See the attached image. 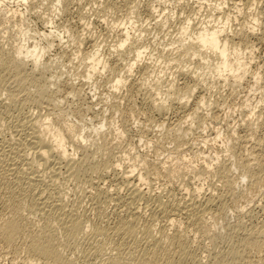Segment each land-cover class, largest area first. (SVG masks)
<instances>
[{
	"label": "rangeland",
	"instance_id": "374dc122",
	"mask_svg": "<svg viewBox=\"0 0 264 264\" xmlns=\"http://www.w3.org/2000/svg\"><path fill=\"white\" fill-rule=\"evenodd\" d=\"M219 1L221 0H209L208 2L205 0H165L159 3L158 14L154 13V8L151 7L152 4H156L153 0H60V6L54 4L56 0H27L26 4L22 0H5L4 4L0 5V61L7 60L12 56L14 58L16 56L15 49L22 42L26 46L34 44V40L28 38L24 39L26 40L24 42L22 32L18 28L24 30L27 28L32 35L53 31L60 34L63 39L56 38V36L48 38V44L52 42V46H48L44 40L40 42V46L46 48L41 61L49 65V68L45 71L41 67L32 69L28 59H26V62L24 61L25 71L21 70V72V62L18 59H15V65L19 70L13 69L14 65L12 67L0 65L1 150L3 147V150L0 151V156H3L0 157V225H4L3 222L9 219L11 220L10 217H13L12 220L19 222H24L30 217L31 224L34 221L32 227H30V221H26L28 225L25 227L26 229L28 227V229L23 228L17 238L14 237L16 240L13 238L15 242L12 240V242H8L10 245L0 235V264H27V256L29 255L27 254V245L34 239V236H39V233L45 230L48 233L51 231L49 234L52 237L61 238V241L65 237L69 238H65L66 240L60 242V246L59 238L55 237L57 240H53L54 237L51 238L54 246L58 247L57 249L61 248L59 251H62L61 254L63 253V257L67 259L69 264H106L108 259L117 257L119 251L122 255L121 259H124V262L130 261L131 263H133L131 260H134V258L138 261V256L141 255L140 258L144 261L148 257L150 258L149 261L159 260L160 258L159 263H164L165 258H173L172 260H175L178 264H212L213 262L220 264L221 261H224V264H227V262L228 264H245L249 261L253 264H264L263 261H260L262 258L264 260V245L260 244L264 242V232L261 233L262 235L257 234L263 229L260 226L263 225L262 227H264V0H225L227 4L224 10L232 18L229 22V33H227L230 38L233 37L232 43H230L233 45L237 43L236 48H241V51L244 49L245 52H243L246 53L248 61V71L239 83L232 80H228L229 82L223 81L222 77L216 75L206 76L202 80V76L208 71L204 66L203 69L196 68L195 63L197 65L200 58L196 59L189 56L184 58V56L180 57L178 54L173 56L178 52L174 50L175 45L171 41L176 39L181 24L183 25L184 22L187 23L191 20L192 25L189 24L192 28H197L203 19L207 21L209 15L213 14L210 13L208 4L213 5V2ZM235 1L239 3L237 9L233 7ZM53 4L58 8V11L53 7ZM162 11L164 16L158 17L162 14ZM22 14L23 16H20ZM214 15L218 17L222 14L219 15L214 12ZM130 19L134 21L133 30L132 28L129 29L131 32H129L130 40H128L132 51L128 49L122 51L121 49V52L118 50L119 54L115 51V47L117 48L118 44L124 39L123 24L126 22L128 25ZM165 19L164 24L162 21ZM254 19H257L258 22L257 30L255 33L250 34L247 27L248 24L255 25ZM196 22L198 23L197 27ZM208 25L215 24L211 21ZM241 27H246L248 32L246 38L239 35L233 36L236 29L240 33ZM168 41L170 44H168ZM238 43H240V46H238ZM139 47L145 51L142 57L143 62L141 60L142 63L139 62L138 66H134L132 71L127 73V66L133 62V51ZM92 48L94 50L99 49V54L107 59L108 66H106V70L95 72L91 79H86V73L90 65L87 60H85L86 62L82 60ZM250 50H252L251 53L247 54ZM171 56L175 59L176 57L177 59L181 58L183 62L181 60L179 61L181 64L177 60H175L176 62L174 60L168 62V58ZM184 59H188V61L186 62ZM189 59L194 60L190 61ZM167 63L169 65H166ZM191 64H193V68ZM162 68L163 74L159 76L161 77L159 84H154L156 72ZM194 68L197 69L195 73ZM118 74L124 78L126 77V81L117 87L118 89H114L116 87H113L112 83ZM53 80H57V84L49 85V81ZM70 81L74 82L75 90L78 89V94L80 93L82 96L69 94L71 90ZM171 84L173 87L168 88ZM186 89L190 90L188 96L183 100L178 99V96L183 95ZM201 98H205L206 104L199 103ZM162 105L164 108L160 109L159 106ZM158 108L160 110H157ZM34 118L37 120L47 118L51 124L62 126L67 133H70V136L74 135L75 131L81 132L84 129L83 132L87 142L84 143L80 139L76 140V138L75 141L72 140V136L68 137L70 142H75L72 143L73 145L68 143V146H70L68 152L73 155L70 156L73 159L71 163L56 164L60 165L59 167L48 163L45 166L37 167V170L33 169L32 172L31 170H25L27 173L24 172L23 168L26 166L23 160H27V157H34L32 145L28 141L30 139L28 137L31 135L29 131L31 133L35 127L33 123V128L30 124L31 121L35 120ZM70 123L74 127H69ZM101 124H105L101 134L96 135L93 131L91 132V127V129L97 128ZM24 132L27 135L29 134L28 137ZM20 137L25 139L23 140ZM10 141L14 143L12 144ZM18 142L22 144L20 145ZM20 157H22L21 160ZM24 157L26 158L24 159ZM9 158L15 160L18 164L20 163L19 165L16 163L17 167L22 168V165L25 166L22 168L23 170L21 169L17 173L14 170L10 171L8 167L13 166L12 160ZM107 159L110 161H107ZM8 162L11 163L6 164ZM72 163L76 165L73 166ZM96 163L98 164L96 165ZM106 163L110 166H107ZM206 163L212 165L213 168L207 169L204 165ZM7 165L8 167H6ZM51 166H53V170ZM222 166L227 168L232 166L233 171L229 168V171L227 169L228 172L225 170L226 174H223ZM69 167H72V170ZM3 168L5 169L3 170ZM132 168L135 169L130 173ZM73 171H76V173ZM242 171L246 172V178L241 176ZM70 172L73 174L70 175ZM35 174L37 177H35ZM139 174H142L143 181L138 179ZM129 175L130 177L127 178L126 176ZM227 181L234 184L229 183L228 185ZM136 183L141 189L137 188L141 191H134L135 186L133 184ZM197 186L202 188L198 195L201 201L209 195L214 196V201L216 200L212 207L207 208L208 210L212 208V212L205 210L206 213L203 215V219L200 218L201 221L195 219V216L193 218V215L189 214L186 208L184 209L185 204L191 202L189 198L193 195L191 193H195ZM95 191L97 192L95 193ZM127 191L129 192L127 193ZM49 192L53 195L52 198L50 195L47 196ZM135 192L139 193V196L135 195L134 197L132 193ZM103 194L104 196H102ZM141 194L143 195L140 196ZM127 195L130 196L128 199H126ZM37 196L41 200L45 198L49 205L55 201V203L58 201L61 203L60 200L62 199L64 207L51 209L48 206V208L45 207L47 210L43 207V209L41 208L42 211L45 210L46 212L42 213L36 202L39 201L36 200L38 199ZM141 197L144 200H138ZM50 199L51 201H49ZM130 199H133L136 203L134 204ZM47 203L46 205H48ZM159 203H162V205H159ZM164 204L166 207L163 206ZM175 205L178 206L175 207ZM161 206L168 211L166 209L165 212L162 211L164 209ZM178 207L181 216L179 212H176ZM71 209L72 211H70ZM172 212L179 215L173 214L171 216L174 218L176 216L177 220L174 223L175 225L170 226L166 214L171 215ZM46 213L48 218L45 217ZM58 214L59 216L62 214V217L57 216ZM211 214H213V217ZM54 216H56V220L57 217L60 218L57 220L61 221L58 222L59 224L54 222L56 221ZM68 218L74 219L73 221L79 220L78 223L83 232L86 231V233H82L80 230L79 232L82 235L79 232V236L78 234H76L77 236L73 235L75 237L70 234L67 235V225L72 220ZM66 219L70 222L68 220L66 222ZM204 219L206 220L204 221ZM49 220L50 222L53 220L52 225ZM194 220L199 222L197 223ZM81 223L84 225L82 226ZM204 223H207L206 228L203 227ZM200 224H202V227ZM38 225L39 227L43 225V228H39ZM96 225L98 229L95 227ZM124 225L125 227H123ZM176 225L177 227H175ZM36 226L39 228L38 232ZM198 226L203 229L199 230L198 228L196 230ZM253 227H256V229ZM127 228L130 233L125 232ZM244 228L247 231L248 229L251 230L247 232ZM42 229L44 230L41 231ZM163 229L164 231H161ZM113 230L118 231L117 234ZM252 230H255V233ZM29 231H31V235H29L30 233L26 234ZM175 231L182 234V244L180 243V246L171 242V237L176 233ZM95 233L96 235H94ZM171 233L172 235H170ZM249 234H251L252 241L256 238V241L253 242L257 243L260 239L258 244L259 247L262 245L263 252L261 247L257 249L258 247L253 244L246 246L240 244L243 235L246 238L249 237L247 236ZM152 235L156 238L154 239ZM26 236H33V238H27ZM121 236L123 237L121 238ZM146 236L150 240L152 237L153 239L147 241ZM183 237L186 239H183ZM74 238L76 239L74 240ZM119 238L124 241L117 243L120 240ZM225 238L226 240H224ZM156 239L159 240V246L155 244ZM229 240L232 243L229 244ZM133 241L135 245H133ZM185 241L186 243H184ZM149 242L151 245H148ZM112 243L115 247L122 243L124 245L115 248ZM128 243L132 244V247L135 246L133 247L134 250ZM125 244L128 246L126 247ZM154 244L157 247H154L155 249L153 248ZM162 244L164 245L162 246ZM166 246H168V249ZM181 246H184V248ZM187 246H189V250L186 248ZM152 248L153 251L155 250L154 252ZM229 248L232 249L233 253L232 251L229 252ZM242 248L245 249V252ZM164 249L168 253H164ZM183 249L187 254L186 252L183 253ZM174 250L177 251V254H174ZM150 252L151 255L147 256ZM178 253L180 254L178 255ZM241 255H243V258ZM162 256H165L164 259L161 258ZM228 256L231 259L227 258ZM223 257L225 258L223 259ZM216 258H219L217 259L219 262L216 261ZM238 258L241 259V262L236 260ZM247 258L248 261H245Z\"/></svg>",
	"mask_w": 264,
	"mask_h": 264
},
{
	"label": "bare ground",
	"instance_id": "6f19581e",
	"mask_svg": "<svg viewBox=\"0 0 264 264\" xmlns=\"http://www.w3.org/2000/svg\"><path fill=\"white\" fill-rule=\"evenodd\" d=\"M4 1L5 0H0V5L1 4H4ZM43 1V0H42ZM55 1V0H54ZM133 1V0H132ZM151 1V0H150ZM156 4H152V6H151V4H150V6L152 7V8H154V13H156V14H158V5H159V3L162 1H165V0H153ZM186 1V0H185ZM205 1H209V0H205ZM22 2H24V4H26V2H27V0H22ZM45 2V1H44ZM131 2V1H130ZM241 2V1H240ZM199 3V2H198ZM54 4H58V6H60V0H56V3H54ZM54 4H53V7L54 8H56V6H54ZM119 4V3H118ZM227 4V1L225 2V0H221V1H219V2H213V5H211V4H208V8H209V10H210V13L212 14V15H209V17H208V20L206 21H204V19L200 22V20H198L200 23H199V26H198V21L196 22L197 23V25H196V27L197 28H192V23H191V25L189 24V22H187V23H183V25L181 24V27H180V29H179V31H177V33H178V35H177V37H176V39L175 38H173V39H175V40H173V41H171V40H169V41H171L174 45H175V48H174V50L176 51V52H178V53H176V52H174V53H176L175 55H173V56H177V54H178V56H180V57H182V56H184V58H185V56H186V58H188L187 56H189V57H193V58H200V60L197 62L198 64L196 65V63H195V61H193L194 63H195V66H196V68L198 69V68H202L203 66L205 67V68H207V73L205 72V74L202 76L203 77V79L202 80H204V78L206 77V76H210V75H216V76H218V77H222L223 78V81H228V80H232V81H234V82H236V83H239V81H241V79L246 75L245 73H247V71H248V61H247V58H246V53H244L245 52V50L243 49V51H241L240 49H237L236 48V44L235 45H233V44H231L232 42V40H233V37H229V35L227 34V33H229L228 32V27H229V22H231L230 21V19H232V18H230L231 16H230V14L229 13H227L224 9H225V7H220L219 8V10H217V5H226ZM239 3H237L236 1L233 3V7L235 8V9H237L238 8V5ZM125 5H126V2H125ZM187 5V4H186ZM142 6V5H141ZM139 7V6H138ZM156 7V8H155ZM199 7H202V6H199ZM228 7V6H227ZM205 8V7H204ZM229 8V7H228ZM182 9V8H181ZM56 10L58 11V8H56ZM194 10V9H193ZM192 10V11H193ZM208 10V11H209ZM134 11V10H133ZM132 11V13H134ZM181 11V10H180ZM183 11H185V10H183ZM197 11H199V10H197ZM4 12H6V10H4ZM214 12H216V13H218L219 15L220 14H222V15H220V16H216V15H214ZM229 12V11H228ZM240 12V11H239ZM8 13H10V12H8ZM170 13V12H169ZM198 13V12H197ZM236 13V12H235ZM136 14V13H135ZM196 14V13H195ZM207 14H209V13H207ZM174 15V14H173ZM193 15V14H192ZM20 16H23V14L22 15H20ZM162 16H164V12L162 11V14H160V16H158V17H162ZM201 16V15H200ZM216 16V17H215ZM173 17V16H172ZM232 17H234V16H232ZM132 18V17H131ZM206 18H207V16H206ZM237 20V19H236ZM128 21V20H127ZM191 21V20H190ZM211 21H213V23L215 24V25H212V26H209L208 24L211 22ZM156 22V21H155ZM164 24H165V22H166V19L164 20V21H162ZM225 22H226V26H225ZM118 23V22H117ZM133 23H134V21H132L131 19L129 20V24L127 25V23L125 22L123 25V28H124V35H125V37H124V39L118 44V49L115 47V51L116 52H118V50L120 51L121 49H122V51L123 50H125V49H128L129 51H132V50H130L131 49V47L129 46V44H128V40H130V34H129V32H131V30H129V29H131L132 28V25H133ZM168 23V22H167ZM166 23V24H167ZM193 24V25H194ZM254 24L255 25H252V24H248V30H249V33L250 34H253V33H255L256 32V26H257V24H258V22H257V19H254ZM16 25V24H15ZM20 26H22V25H20ZM134 26H136V24H134ZM232 26V25H231ZM163 27V26H162ZM242 28V27H241ZM19 30H20V32H22V35H23V41L24 42H26V40H24V39H29V40H34V44H32V46H26L23 42H22V44H20L18 47H16V49H15V55L16 56H14V58H12V57H9L7 60L6 59H3L4 60V62H3V60H1L0 61V65L1 66H5V67H8V66H11L12 67V65H14V68L13 69H15L16 68V70L18 69L19 70V68H17V65H15L16 63H15V59H18V60H20V62H21V64H20V72H21V70H24L25 71V62H26V59H28V61L30 62V66L32 67V69H36V68H38V67H41L42 69H43V71H45V69H47V68H49L48 66L49 65H47L46 63H43L41 60H42V56H43V54H44V52H45V50H46V48H44V46H40V42L42 41V40H44L45 42H46V44H48V38H52V36H56V38H60V39H62V37H61V35L60 34H58V33H56V32H48V33H42V34H39V33H34L33 35L32 34H30V32H29V30H27V28H26V30H24V29H22V28H18ZM53 29V28H52ZM56 29V28H55ZM240 29V28H239ZM54 30V29H53ZM132 30H133V28H132ZM176 30V29H175ZM44 31V30H43ZM236 31H237V29H236ZM236 31H234V33H233V31H232V33H233V36H242L243 38H246L247 37V35H248V32H247V30H246V27H244V28H242V29H240V33H238V31L236 32ZM67 32V31H66ZM176 32V31H175ZM174 32V33H175ZM231 32V31H230ZM60 33V32H59ZM170 34H172V33H170ZM170 34H167V35H170ZM32 36H36V37H32ZM39 37V38H38ZM40 37H42V38H40ZM174 37V36H173ZM241 37V38H242ZM169 39V38H168ZM238 39H240V38H238ZM63 40V39H62ZM242 40V39H241ZM240 40V41H241ZM168 41V44H170V42ZM231 42V43H230ZM234 43V42H233ZM241 44H242V42H240ZM240 43H238L239 45L238 46H240ZM99 44V43H98ZM231 44V45H230ZM97 45V44H96ZM121 45H123V47H121ZM48 46H52V42H50V44H48ZM142 46V45H141ZM237 46V47H238ZM145 47V46H144ZM172 47V46H171ZM243 48V47H242ZM246 48V47H245ZM93 49V50H92ZM91 49V51H88V53H86L85 54V56L86 57H84V60H82L83 62H86L85 60H87L88 61V64L90 65L89 67H88V70H87V73H86V79H91L92 78V76L94 75V73L95 72H97V71H99V70H106L107 69V67L106 66H108V61H107V59H105L104 57H102L100 54H99V49H95L94 50V48H92ZM172 49H173V47H172ZM134 50V49H133ZM164 50V49H163ZM251 51L252 50H250V51H248L247 52V54L249 53H251ZM121 52V51H120ZM134 53H133V56H134V58L132 57V59H133V62L129 65V66H127V68H126V72L128 73H130L131 71H132V68L134 67V66H138L139 64V62H141V60H142V62H143V53H145V51L143 50V49H141V47H139L137 50H135V51H133ZM163 52V51H162ZM168 52H172V51H168ZM119 53V52H118ZM146 53H147V51H146ZM159 53V52H158ZM160 53H161V51H160ZM76 54V53H75ZM120 54V53H119ZM163 54H164V52H163ZM162 54V55H163ZM77 55V54H76ZM152 55V54H151ZM78 56V55H77ZM119 56V55H118ZM156 57H158L159 56V54H158V56L157 55H155ZM154 56V57H155ZM83 57V56H82ZM151 57V56H150ZM163 57V56H162ZM77 58V57H76ZM142 58V59H141ZM152 58V57H151ZM159 58H160V56H159ZM170 58H172V56L171 57H169L168 58V62H170V61H172V60H174V62H176L175 60H177V62H179L180 60H181V58H178L177 59V57H176V59L175 58H172V59H170ZM153 59V58H152ZM155 59V58H154ZM157 59V58H156ZM212 61H211V60ZM160 60V59H159ZM162 60V59H161ZM160 60V61H161ZM165 60V59H164ZM163 60V62H165ZM167 60V59H166ZM190 61H192V60H194V59H189ZM25 61V62H24ZM157 61V60H156ZM159 61V62H160ZM182 61V60H181ZM184 61H188V59L186 60V59H184ZM189 61V62H190ZM141 62V63H142ZM183 62V61H182ZM192 62V63H193ZM173 63V62H172ZM180 63V62H179ZM28 64V63H27ZM45 64H46V66H45ZM181 64V63H180ZM189 64V63H188ZM166 65H169L168 63L166 64ZM192 66V68H193V64H191ZM190 66V65H189ZM188 66V67H189ZM194 66V67H195ZM30 67V68H31ZM41 68H40V70H41ZM145 68V67H144ZM191 68V69H192ZM12 69V68H11ZM147 69V68H146ZM165 69V68H164ZM187 69V68H186ZM190 69V70H191ZM197 69H193V71H194V73H195V70H197ZM203 69V68H202ZM8 70V69H7ZM113 70V69H112ZM139 70V69H138ZM42 71V72H43ZM147 71V70H146ZM203 71V70H202ZM103 72H105V71H103ZM158 72V73H157ZM156 72V77H155V82H154V84H159V80L161 79V77H159L161 74H163V68L162 69H160L159 71H157ZM19 73V72H18ZM23 73V72H22ZM114 73V72H113ZM197 74H198V72H196ZM152 74H154V73H152ZM124 76V75H123ZM151 76V75H150ZM85 78V77H84ZM115 78V77H114ZM113 78V79H114ZM126 78V77H125ZM125 78L124 77H122V75H116V78H115V80L113 81V83H112V86L113 87H116V88H114V89H118L117 87H119V86H121L122 84H124L125 83ZM18 79V78H17ZM143 79V78H142ZM152 79V78H151ZM73 81V80H72ZM72 81H70L69 82V86L71 87V90H70V93L69 94H73V95H77L78 94V89H77V91L75 90L76 88H75V84H74V82H72ZM57 80H53V81H49V85H56L57 83ZM229 82V81H228ZM68 85V84H67ZM66 86V85H65ZM61 87V86H60ZM172 88L173 86H172V84L170 85V86H168V88ZM57 88H58V86H57ZM10 92V91H9ZM11 93V92H10ZM190 93V90L189 89H186V90H184V93H183V95H181V96H178L179 98L178 99H180V100H183V99H185L187 96H188V94ZM9 94V93H8ZM80 95V93L78 94V96ZM10 96V95H9ZM80 96H82V95H80ZM199 103L200 104H206V100H205V98H201L200 100H199ZM1 105V104H0ZM160 107V109L162 108H164L163 107V105L162 106H159ZM157 108V107H156ZM159 108L157 109V110H160ZM251 110V109H250ZM163 111V110H162ZM161 112V111H160ZM28 117V116H27ZM46 117V116H45ZM35 119V118H34ZM30 121H31V119H30ZM32 123H33V125L35 126L34 128H33V126H32ZM24 124V123H23ZM30 124H31V126H32V132L30 133V131H29V134H31L29 137H28V135H27V133L26 132H24V133H26L25 135H27V137L28 138H30L28 141L30 142H28L29 144H31L32 145V150H33V156L34 157H32V158H29V157H27V160L25 159L26 157H24V159L25 160H23L24 161V164H25V166H23L22 165V162H21V167L23 168V167H25V168H23L24 169V172H26L27 170L28 171H30L31 170V172L33 171V169H38L37 167H39V166H45V164H51V165H56V164H58V163H61L62 164V162H67V164L68 163H71L72 162V158L70 157V156H73V155H71V153H69L68 152V147H70V146H68V143H70V145H73L75 142H73V141H69L68 140V137L70 136V133H67L66 132V130L62 127V126H59V125H54V124H51V122H48V119L47 118H43V119H35L33 122L31 121L30 122ZM29 124V125H30ZM72 123H70V125H69V127H74V125H71ZM21 125V124H20ZM28 125V127H30ZM104 125L105 124H101L99 127H97V128H93V129H91L90 128V130H91V132L93 131V133H95L96 135H98V134H101V131H102V128L104 127ZM19 126V125H18ZM25 126V125H24ZM26 127V126H25ZM24 127V128H25ZM20 128V127H19ZM22 128V127H21ZM31 128V127H30ZM118 128V127H117ZM23 129V128H22ZM24 130V129H23ZM22 130V131H23ZM83 130L84 129H82V131L81 132H78V131H75V133H74V135H71L72 136V140H75V138H76V140L77 139H80L82 142H87V138L85 137V134H84V132H83ZM20 131H21V129H20ZM20 131H19V133H20ZM89 131V130H88ZM16 132V131H15ZM28 132V131H27ZM90 132V131H89ZM23 133V134H24ZM21 135H22V133H20ZM70 136V137H71ZM218 136V135H217ZM25 137V136H24ZM26 137V138H27ZM73 137H74V139H73ZM21 138V137H20ZM19 138V139H20ZM27 138V139H28ZM21 139H23V138H21ZM25 139V138H24ZM23 139V140H24ZM91 139V138H90ZM75 140V141H76ZM20 141V140H19ZM11 143H12V141H10ZM23 142V141H22ZM11 143H9L10 144V146H12L11 145ZM14 143V142H13ZM12 143V144H13ZM16 143V142H15ZM19 143V142H18ZM17 143V144H18ZM24 143H25V141H24ZM73 143V144H72ZM84 143H82V144H84ZM2 144V143H1ZM20 145L22 144L21 142L19 143ZM27 144V143H26ZM2 145H4V144H2ZM5 146V145H4ZM15 146V145H14ZM27 146H28V144H27ZM30 146V145H29ZM1 147V146H0ZM16 148V147H15ZM30 148H31V146H30ZM14 149V148H13ZM2 150H3V147H2ZM1 150V148H0V151H2ZM19 150H20V148H19ZM16 151V150H15ZM31 151V150H30ZM7 152V151H6ZM19 152V151H18ZM23 152V151H22ZM25 152V151H24ZM4 153V152H3ZM2 153V154H3ZM6 154V153H5ZM24 154V153H23ZM32 154V153H31ZM70 154V155H69ZM88 154V153H87ZM1 155V154H0ZM4 155V154H3ZM25 155V154H24ZM90 155V154H89ZM5 156V155H4ZM20 156V155H19ZM88 156V155H87ZM1 158L3 157V156H0ZM23 157V156H22ZM22 157H20V160H21V158ZM83 157V156H82ZM85 157V156H84ZM204 157V156H203ZM208 157V156H207ZM77 158V157H76ZM4 159V158H3ZM8 159V158H7ZM10 160H12L11 158H9ZM14 159V158H13ZM80 159V158H79ZM85 159V158H84ZM198 159V158H197ZM201 159V158H200ZM204 159V158H203ZM77 160H78V158H77ZM81 160V159H80ZM90 160V159H89ZM202 160V159H201ZM210 160V159H209ZM221 160V159H220ZM9 161V160H8ZM18 161H19V159H18ZM75 161H76V159H75ZM83 161V160H82ZM107 161H110V160H108L107 159ZM191 161V160H190ZM199 161V160H198ZM203 161V160H202ZM201 161V162H202ZM205 161V160H204ZM12 162V166L13 167H8V165L6 166V167H8V169L11 171V170H14L16 173L17 172H20L21 171V169L22 168H19V167H17L19 164L14 160H12L11 161ZM11 162H8V163H6V164H9V163H11ZM77 162V161H76ZM90 162V161H89ZM207 162V161H206ZM2 163V162H1ZM16 163L18 164V165H16ZM92 163V162H91ZM67 164H66V166H67ZM73 164V163H72ZM75 164V163H74ZM74 164H73V166H74ZM89 164V163H88ZM87 164V165H88ZM98 163H96V165H97ZM192 164V163H191ZM201 164V163H200ZM199 164V165H200ZM4 166H5V164H3ZM16 165V166H15ZM76 165V164H75ZM106 165H107V163H106ZM109 165V164H108ZM107 165V166H108ZM195 165V164H194ZM193 165V166H194ZM205 166H206V168L207 169H210L211 167H212V165H209V163L207 164H204ZM231 165V164H230ZM2 166V165H1ZM47 166V165H46ZM49 166V165H48ZM56 166H58V165H56ZM60 166V165H59ZM58 166V167H59ZM69 166V165H68ZM71 166V165H70ZM72 166V167H73ZM89 166V165H88ZM104 166V165H103ZM110 166V165H109ZM116 166V165H115ZM118 166V165H117ZM192 166V165H191ZM201 166V165H200ZM52 167V170H53V166H51ZM72 167H69L70 168V170H72L71 168ZM81 167V166H80ZM90 167V166H89ZM92 167V166H91ZM95 167V166H94ZM98 167V166H97ZM105 167V166H104ZM103 167V168H104ZM232 166H229L228 168L226 167V166H222V169H223V171H222V173L224 174H226V171H227V169H228V171H229V168H231ZM235 167V166H234ZM41 168V167H40ZM83 168V167H82ZM196 168V167H195ZM194 168V169H195ZM213 168V167H212ZM211 168V169H212ZM5 168H3V170H4ZM22 169V170H23ZM56 169V168H55ZM86 169V168H85ZM85 169H84V171H85ZM88 169V168H87ZM95 169H97V168H95ZM94 169V170H95ZM105 169V168H104ZM110 169V168H109ZM113 169V168H112ZM134 169L135 168H132L131 170H130V173H132L133 171H134ZM215 169V168H214ZM232 169V168H231ZM26 170V171H25ZM49 170V169H48ZM77 170V169H76ZM81 170V169H80ZM83 170V169H82ZM101 170H103L102 168H101ZM226 170V171H225ZM6 171V170H5ZM97 171V170H96ZM99 171V170H98ZM227 171V172H228ZM232 171H233V169H232ZM23 172V171H22ZM30 172V173H31ZM35 172V171H34ZM37 172V171H36ZM35 172V173H36ZM54 172H55V170H54ZM72 172V171H71ZM70 172V173H71ZM74 172V171H73ZM114 172V171H113ZM6 173V172H5ZM9 173V172H8ZM12 173V172H11ZM27 173V172H26ZM25 173V174H26ZM45 173V172H44ZM51 173V172H50ZM74 173H76V171L74 172ZM79 173H80V171H79ZM83 173H85V172H83ZM105 173V172H104ZM129 173V174H130ZM230 173H232V172H230ZM242 173L243 174H241V176L243 177V178H246V176H245V171L243 172L242 171ZM43 174V173H42ZM73 173H71L70 175H72ZM228 174V173H227ZM2 175V174H1ZM36 175V174H35ZM39 175H40V173H39ZM77 175V174H76ZM127 175V174H126ZM20 176V175H19ZM33 176H34V174H33ZM75 176V175H74ZM226 176V175H225ZM233 176V175H232ZM35 177H37V175L35 176ZM76 177V176H75ZM127 178H129L130 177V175L129 176H126ZM224 177V176H223ZM228 177V176H227ZM17 178V177H16ZM22 178V177H21ZM24 178H26V177H24ZM31 178H32V176H31ZM50 178V177H49ZM53 178V177H52ZM225 178V177H224ZM6 179V178H5ZM32 179H34V178H32ZM43 179V178H42ZM47 179V178H46ZM75 179V178H74ZM138 179L140 180V181H143L144 180V178H143V176H142V174H139V176H138ZM229 179V178H228ZM231 179V178H230ZM229 179V180H230ZM228 180V181H229ZM30 181V180H29ZM32 181V180H31ZM227 181V182H228ZM14 183H15V181H14ZM138 183V182H137ZM136 183V184H137ZM229 183H231V182H228V185H229ZM233 183V182H232ZM231 183V184H232ZM18 184V183H17ZM30 184V183H29ZM136 184H133L134 186H135V188H134V191H136V190H140L141 188L140 187H138V184L136 185ZM230 184V185H231ZM234 184V183H233ZM25 185V184H24ZM32 185V184H31ZM133 185L131 186L132 188H133ZM30 186V185H29ZM232 186V185H231ZM20 187V186H19ZM23 187V186H22ZM25 187V186H24ZM27 187V186H26ZM98 187V186H97ZM140 188V189H138V188ZM131 188V189H132ZM34 189V188H33ZM96 189V188H95ZM9 190V189H8ZM47 190V189H46ZM97 190V189H96ZM105 190V189H104ZM107 190H109V189H107ZM106 190V191H107ZM202 190V188L201 187H196L195 188V193H191V194H193L192 196H191V198H189V199H191V202H188V204H185V206L184 205H182V206H184V209L186 208L187 209V211H189V214H191V215H193V218H194V216H195V219L197 218V219H200V218H202L203 217V215H205V210L206 211H208L209 212V210L211 211L212 210V208L211 209H207V208H210V207H212V205H213V203L216 201H214V196H212V195H209L208 197H205V199L203 200V198H202V200L203 201H201L200 199H199V197H198V195H199V193H200V191ZM27 191V190H26ZM25 191V192H26ZM48 191H49V189H48ZM47 191V192H48ZM91 191V190H90ZM97 191H99V190H97ZM97 191H95V193L97 192ZM132 191V190H131ZM141 191V190H140ZM144 191V190H143ZM149 191V190H148ZM28 192V191H27ZM44 192V191H43ZM50 192H51V190H50ZM49 192V194H47V196L48 195H50L51 196V198L53 197V195L51 194ZM110 192V191H109ZM129 191H127V193H128ZM133 192V191H132ZM146 192V191H145ZM11 193H13V192H11ZM23 193V192H22ZM42 193V192H41ZM111 193V192H110ZM30 194V193H29ZM36 194V193H35ZM58 194V193H57ZM117 194V193H116ZM130 194V193H129ZM133 194V196L135 197V195H138L139 193H137V192H135V193H132ZM132 194H130V195H132ZM146 194V193H145ZM14 195V194H13ZM99 195H101V194H99ZM112 195V194H111ZM120 195V194H119ZM143 194H141L140 196H142ZM214 195H216V194H214ZM218 195V194H217ZM221 195V194H220ZM41 196V195H40ZM55 196V195H54ZM62 196V195H61ZM97 196V195H96ZM102 196H104V194L102 195ZM139 196V195H138ZM137 196V197H138ZM146 196V195H145ZM159 196V195H158ZM223 196V195H222ZM13 197V196H12ZM128 197H130V196H128L127 195V198L126 199H128ZM134 197H131V198H134ZM203 197V196H202ZM27 198V197H26ZM37 198L38 199H36V200H39V201H36L37 202V205H39V207H40V209L42 208L43 209V207L45 208V207H47L48 208V206H49V208L51 207V209H53V208H55V207H57V208H60V207H64V205H62V203H64V201H62V199L60 200L61 201V203L59 202H57V203H55V202H53V204H52V202H51V204L49 205V202L44 198V200H41L40 199V197L39 196H37ZM42 198V197H41ZM48 199H49V197H47ZM105 198V197H104ZM107 198H109L108 196H107ZM140 198V197H139ZM145 198V197H144ZM147 198V197H146ZM150 198H151V196H150ZM156 198V197H155ZM158 198V197H157ZM156 198V199H157ZM224 198V197H223ZM106 199V198H105ZM120 199V198H119ZM218 199H219V197H218ZM217 199V200H218ZM34 200V199H33ZM59 200V199H58ZM110 200V199H109ZM130 200H132L133 201V199H130ZM138 200H144V199H142V197H141V199H138ZM148 200V199H147ZM220 200V199H219ZM224 200V199H223ZM32 201V200H31ZM49 201H51V199L49 200ZM111 201V200H110ZM188 201V200H187ZM186 201V202H187ZM48 202V203H47ZM134 202V201H133ZM223 202V201H222ZM46 203L48 204V205H46ZM128 203H129V201H128ZM136 203V201L134 202V204ZM146 203H147V201H146ZM153 203V202H152ZM163 203V202H162ZM162 203H159V205L161 204L162 205ZM219 203V202H218ZM217 203V204H218ZM35 204V203H34ZM127 204V203H126ZM132 204V203H131ZM183 204V203H182ZM216 204V203H215ZM216 204V205H217ZM220 204H221V202H220ZM223 204V203H222ZM137 205V204H136ZM135 205V206H136ZM181 205V204H180ZM219 205V204H218ZM138 206V205H137ZM157 206V205H156ZM164 207H166V205L164 204L163 205ZM178 205H175V207H177ZM220 206V205H219ZM224 206V205H223ZM38 207V206H37ZM144 207V206H143ZM152 207V206H151ZM162 207V206H161ZM160 207V208H161ZM215 207V206H214ZM73 208V207H72ZM129 208V207H128ZM159 208V209H160ZM172 208V207H171ZM182 208V207H181ZM181 208H180V210H181ZM221 208V207H220ZM225 208V207H224ZM39 209V210H40ZM42 209L40 210L42 213H44V211H42ZM46 209V208H45ZM51 209H50V212L52 213V211H51ZM75 209V208H74ZM153 209H154V207H153ZM162 209H164V210H162V211H164L165 212V209L166 208H163L162 207ZM174 209V208H173ZM183 209V211H185ZM47 210V209H46ZM55 211H56V209H54ZM161 210V209H160ZM167 210V209H166ZM176 210V209H175ZM49 211V210H48ZM47 211V212H48ZM58 211V210H57ZM63 211V210H62ZM61 211V212H62ZM69 211V210H68ZM70 211H72V209L70 210ZM129 211V210H128ZM168 211V210H167ZM166 211V212H167ZM172 211V210H171ZM216 211H218V210H216ZM220 211H222V210H220ZM219 211V212H220ZM226 211V210H225ZM46 212V211H45ZM50 212H48V213H50ZM75 212V211H74ZM175 212V211H174ZM176 212H179V207H178V211H176ZM212 212V211H211ZM210 212V213H211ZM50 213V214H51ZM57 213V212H56ZM65 213V212H64ZM130 213V212H129ZM158 213V212H157ZM185 213V212H184ZM221 213V212H220ZM222 213H224L223 211H222ZM47 214V213H46ZM63 214V213H62ZM62 214H60V216H59V214L57 215V216H59V217H62L61 215ZM134 214H136V213H134ZM156 214V213H155ZM173 214H177V213H171V215H168V214H166V216H167V221H168V224L171 226V225H173L174 223H175V221L177 220V218H176V216H175V218L174 217H171ZM179 214H180V212H179ZM179 214H177V215H179ZM188 214V215H189ZM16 215V214H15ZM24 215V214H23ZM44 215V214H43ZM53 215H54V213H53ZM68 215H69V213H68ZM67 215V216H68ZM74 215H77V214H74ZM154 215V214H153ZM182 214H180V216H181ZM190 215V216H191ZM210 215V214H209ZM213 214H211V216H212ZM225 215V214H224ZM16 216H18V215H16ZM29 216V215H28ZM48 216V214L47 215H45V217H47ZM52 216V215H51ZM51 216H49V217H51ZM73 216V215H72ZM71 216V217H72ZM156 216H157V214H156ZM185 216H186V213H185ZM207 216V215H206ZM19 217V216H18ZM25 217V216H24ZM55 218V220H56V216H54ZM66 217V216H65ZM69 217V216H68ZM178 217V216H177ZM210 217V216H209ZM208 217V218H209ZM213 217V216H212ZM10 218H12L13 219V217H10ZM17 218V217H16ZM19 218H21V217H19ZM26 218V217H25ZM32 218V217H31ZM48 218V217H47ZM67 218V217H66ZM74 218V217H73ZM155 218V217H154ZM184 218V217H183ZM192 218V219H193ZM204 218V217H203ZM202 218V219H203ZM8 220V221H6V222H3V224L4 225H0L1 227H0V235H1V238L4 240V241H6L7 243L8 242H10L11 240L12 241H14V240H16L15 238H17V235L19 234V232L23 229V228H25L26 229V227L25 226H27L28 224V222L30 221V227H32V225L34 224V221H33V224H31V220H30V217L29 218H27L26 219V221H28L27 223H26V221H24L25 222V224H23L24 222H22L21 220V222H19V221H17V220ZM22 219V218H21ZM24 219V218H23ZM52 219V218H51ZM53 219V220H54ZM58 219H60V218H58L57 217V220ZM68 219H72V218H68ZM68 219H66V222H67V220ZM76 219V218H75ZM79 219V218H78ZM137 219V218H136ZM157 219V218H156ZM155 219V220H156ZM185 219V218H184ZM186 219H188L187 217H186ZM210 219V218H209ZM25 220V219H24ZM34 220V219H33ZM53 220L50 222V220H49V222H50V224L53 222ZM56 220V221H57ZM74 219H72L71 220V222L70 223H68V227H67V229H66V231L68 232V234L67 235H72V237H75V236H77L76 234H78V232L81 230V232L82 233H86V231H84L83 232V230H82V227L80 226V224L78 223V221H73ZM84 220V219H83ZM123 220V219H122ZM158 220V219H157ZM156 220V221H157ZM191 220V219H190ZM206 219H204V221H205ZM208 220V219H207ZM54 221L55 223H58L59 221ZM85 221V220H84ZM127 221V220H126ZM179 221V220H178ZM182 221V220H181ZM193 221V220H192ZM191 221V222H192ZM194 221H196V220H194ZM200 221H201V219H200ZM203 221V222H204ZM61 222V221H60ZM59 222V223H60ZM66 222H64L65 224H66ZM128 222H130V221H128ZM135 222H136V220H135ZM190 222V223H191ZM197 222V221H196ZM199 222V221H198ZM197 222V223H198ZM207 222V221H206ZM35 223H36V221H35ZM39 223V222H38ZM58 223V224H59ZM179 223H182V222H179ZM202 223V222H201ZM37 224V223H36ZM48 224V223H47ZM119 224H122V223H119ZM125 224V223H124ZM128 224V223H127ZM138 224V223H137ZM177 224H178V222H177ZM196 224V223H195ZM194 224V225H195ZM52 225V224H51ZM57 225V224H56ZM81 225L83 226L84 224H82L81 223ZM98 225V224H97ZM97 225L95 226L96 228H97ZM100 225V224H99ZM126 225V224H125ZM125 225L123 226V227H125ZM134 225V224H133ZM132 225V226H133ZM175 225V224H174ZM179 225V224H178ZM201 225V227H202V224H200ZM35 226V225H34ZM42 226V227H41ZM40 227H39V225H38V227L39 228H43V225H41ZM49 226V225H48ZM55 226V225H54ZM62 226H64V225H62ZM61 226V227H62ZM118 226V225H117ZM117 226H116V228H117ZM127 226V225H126ZM130 226V225H129ZM150 226V225H149ZM180 226V225H179ZM197 226V225H196ZM205 226H207V223L205 224L204 223V225H203V227L204 228H206ZM250 226V225H249ZM255 226V225H254ZM263 226V225H262ZM262 226H260V228H263L264 229V227H262ZM37 227V226H36ZM35 227V228H36ZM37 227V228H38ZM53 227V226H52ZM64 227H66V226H64ZM95 227H94V229H95ZM101 227V226H100ZM99 227V228H100ZM136 227V226H135ZM151 227V226H150ZM164 227V226H163ZM175 227H177V225L175 226ZM181 227V226H180ZM240 227V226H239ZM242 227H244V226H242ZM241 227V228H242ZM257 227V226H256ZM256 227L254 228V229H256ZM36 228V229H37ZM39 228L36 230L37 232L39 231ZM84 228H85V226H84ZM83 228V229H84ZM93 228V227H92ZM104 228V227H103ZM107 228V227H106ZM106 228H105V230H106ZM115 228V229H116ZM122 228V227H121ZM130 229H131V227H129ZM146 228V227H145ZM196 228V227H195ZM198 228H199V230H201V229H203V228H201L200 229V226H198L197 227V229L196 230H198ZM27 229H28V227H27ZM26 229V230H27ZM48 229V228H47ZM50 229V228H49ZM54 229V228H53ZM53 229H51V230H53ZM64 229V228H63ZM98 229V228H97ZM97 229H96V231H97ZM120 229V228H119ZM134 229V228H133ZM144 229V228H143ZM149 229V228H148ZM148 229H147V233H148ZM152 229V228H151ZM150 229V230H151ZM162 229V228H161ZM175 229H177V228H175ZM239 229V228H238ZM245 229V228H244ZM257 229H258V227H257ZM263 229H262V231H259L257 234H261V233H263L264 231H263ZM29 230H31V229H29ZM44 229H42L41 231H43ZM85 230V229H84ZM104 230V229H103ZM146 230V229H145ZM166 230V229H165ZM178 230V229H177ZM240 230V229H239ZM238 230V231H239ZM246 230V229H245ZM249 230H251V229H248V231L247 232H249ZM258 230H260V229H258ZM40 231V232H41ZM46 231V230H45ZM41 232V233H39V236L37 235L36 237L34 236V239L31 241V240H29V241H31L30 243H29V245H27V247L26 248H28V253L27 254H29L27 257H28V259H27V264H69V262L67 261V259L65 258V257H63V253L61 254V252L59 251V250H61V248L60 249H57L56 248V246H54V244H53V240H57L56 238H59V237H54V239L52 240L51 238H53L49 233H51V231H49V233L46 231V232ZM65 231V230H64ZM102 231V230H101ZM111 231V230H110ZM113 231H116V230H113ZM161 231H164V229L163 230H161ZM235 231V230H234ZM253 231V230H252ZM255 231V230H254ZM253 231V232H254ZM257 231V230H256ZM31 231H29L28 233H26V234H29ZM93 233H94V231H92ZM107 232V231H106ZM117 232L118 231H116V234H117ZM119 232H120V230H119ZM125 232H127V233H130V231H129V229L127 228L126 229V231ZM133 232H134V230H133ZM133 232H131V234L133 235ZM137 232V231H136ZM152 232H153V230H152ZM160 232V231H159ZM176 232V231H175ZM178 232V231H177ZM173 233L174 235L171 237V242L172 243H177V244H179V246H180V243H181V236H182V234L181 233ZM180 232H182V231H180ZM237 232V231H236ZM241 232V231H240ZM22 233H24V232H22ZM54 233V231L52 232V234ZM61 233V232H60ZM65 234H66V232H64ZM90 233V232H89ZM99 233H100V231H99ZM146 233V232H145ZM144 233V234H145ZM146 233V234H147ZM150 234H151V232H149ZM169 233V232H168ZM167 233V234H168ZM184 233V232H183ZM243 233V232H242ZM255 233V232H254ZM32 233H30L29 235H31ZM35 234H36V232H35ZM38 234V233H37ZM79 234H81L80 232H79ZM79 234H78V236H79ZM107 234H108V232H107ZM113 234V233H112ZM121 234V233H120ZM119 234V235H120ZM126 234V233H125ZM124 234V235H125ZM131 234H129V235H131ZM149 234V235H150ZM154 234V233H153ZM161 234H162V232H161ZM166 234V235H167ZM181 234V235H180ZM235 234V233H234ZM239 234V233H238ZM21 235V234H20ZM23 235V234H22ZM73 235H75V236H73ZM82 235V234H81ZM90 235V234H89ZM94 235H96V233L94 234ZM93 235V236H94ZM123 235V236H124ZM128 235V236H129ZM165 235V234H164ZM170 235H172V233L170 234ZM183 235H185V234H183ZM231 235V234H230ZM236 235V234H235ZM245 235V234H244ZM244 235H243V239H242V241H241V245H244V246H246V245H248V244H253V245H255L256 247H258L257 249H260V247H261V251H262V245H260V247H259V244H258V241L260 240H258L257 241V243L256 242H253V241H256V238H254L253 239V241L251 240V234H249V235H247V236H249V237H244ZM258 235V236H259ZM262 235V234H261ZM263 235H264V233H263ZM24 236V235H23ZM59 236H61V235H59ZM66 236V235H65ZM64 236V237H65ZM123 236H121V238L123 237ZM126 236H127V234H126ZM134 236V235H133ZM152 236H154V235H152ZM163 236V235H162ZM229 236V235H228ZM239 236H240V234H239ZM15 237V238H14ZM25 237V236H24ZM27 237V236H26ZM63 237V236H62ZM92 237V236H91ZM103 237V236H102ZM144 237V236H143ZM150 237H151V235H150ZM160 237V236H159ZM165 237V236H164ZM185 237V236H184ZM183 237V239H186V238H184ZM232 237V236H231ZM242 237V236H241ZM13 238H14V240H13ZM27 238H33V236L32 237H27ZM26 238V239H27ZM66 238V237H65ZM64 238V239H65ZM105 238V237H104ZM145 238V237H144ZM146 238H147V236H146ZM156 237L154 236V239H155ZM161 238V237H160ZM167 239H168V237H166ZM165 238V239H166ZM170 238V237H169ZM215 238V237H214ZM259 238H260V236H259ZM262 238V237H261ZM60 240H59V246H60V242H62L61 241V238H59ZM66 239H69V238H66ZM65 239V240H66ZM71 239V238H70ZM76 238H74V240H75ZM105 239H107V238H105ZM109 239H110V237H109ZM120 239V238H119ZM126 239H128V238H126ZM152 239H153V237H152ZM151 239V240H152ZM217 239H218V236H217ZM220 239V238H219ZM223 239V238H222ZM221 239V240H222ZM228 239V238H227ZM234 239V238H233ZM233 239H231V240H233ZM258 239V238H257ZM113 240H114V238H113ZM130 240V239H129ZM132 240V239H131ZM134 240H135V238H134ZM140 240V239H139ZM139 240H137L138 242H139ZM147 241L148 240H150L149 239V237L146 239ZM150 240V241H151ZM161 240H162V238H161ZM213 240V239H212ZM215 240V239H214ZM224 240H226V238L224 239ZM237 240V239H236ZM11 241V242H12ZM68 241H70V240H68ZM112 241V240H111ZM118 241V240H117ZM121 241V239L117 242V243H119ZM122 241H124V240H122ZM121 241V242H122ZM142 241V240H141ZM159 241V240H158ZM157 241V239L155 240V244L156 245H158V244H160L159 242ZM165 241V240H164ZM188 241V240H187ZM15 242V241H14ZM125 242H126V240H125ZM138 242H137V245H138ZM146 242V241H145ZM166 242H168L169 243V241H167L166 240ZM166 242H164L165 244H166ZM212 242V241H211ZM214 243H216L215 241H213ZM223 242V241H222ZM221 242V243H222ZM238 242V241H237ZM240 242V241H239ZM57 243V242H56ZM65 243V242H64ZM67 243V242H66ZM69 243V242H68ZM127 243V242H126ZM132 243V242H131ZM167 243V244H168ZM184 243H186V241L184 242ZM183 243V244H184ZM230 243H232V241L230 242V240H229V244ZM260 243V242H259ZM5 244V243H4ZM58 244V243H57ZM70 244V243H69ZM106 244V243H105ZM113 244V243H112ZM111 244V245H112ZM114 244H116L115 242H114ZM114 244H113V247H115L114 246ZM145 244V243H144ZM147 244V243H146ZM150 244V242L148 243V245ZM154 244V246H153V248L156 246ZM182 244V243H181ZM239 244V243H238ZM260 244H263L264 245V242L263 243H260ZM8 245H10L9 243H8ZM56 245V244H55ZM118 245V244H117ZM119 245H124V243H122V244H119ZM118 245V246H119ZM126 245V244H125ZM128 245H130L129 243H128ZM128 245H126V247L128 246ZM132 245V244H131ZM130 245V246H131ZM133 245H135L134 244V241H133ZM136 245V246H137ZM151 245V244H150ZM164 244H162V246H163ZM170 245H172V244H170ZM169 245V246H170ZM186 245V244H185ZM184 245V246H185ZM214 245V244H213ZM233 245H237V244H233ZM118 246H116V247H118ZM140 246V245H139ZM159 246V245H158ZM184 246H181L182 248H184ZM227 246V245H226ZM243 246V247H244ZM115 247V248H116ZM123 247V246H122ZM132 247V246H131ZM133 247H135V246H133ZM132 247V249L134 250V248ZM167 247V249H168V246H166ZM173 247H175V246H173ZM178 247V246H177ZM189 246H187L186 248L189 250V248H188ZM191 247V246H190ZM229 247H230V245H229ZM238 247V246H237ZM240 247V246H239ZM250 247V246H249ZM251 247H252V245H251ZM255 247V248H256ZM125 248V247H124ZM130 248V247H129ZM129 248H128V250H129ZM137 248V247H136ZM140 248V247H139ZM143 248V247H142ZM150 248V247H149ZM153 248H152V251H153ZM155 248H157V247H155ZM154 248V249H155ZM161 248H163V247H161ZM171 248V247H170ZM169 248V249H170ZM176 248V247H175ZM180 248V247H179ZM178 248V249H179ZM232 249H233V247H231ZM111 249V248H110ZM114 249V248H113ZM147 250H148V248H146ZM166 249V248H165ZM165 249H164V253H168V251L167 252H165ZM172 249V248H171ZM170 249V250H171ZM177 249V248H176ZM232 249H230L229 248V252H231L232 251ZM241 249V248H240ZM243 249V248H242ZM251 249V248H250ZM115 250V249H114ZM122 250V249H121ZM159 251L161 250V249H158ZM157 250V251H158ZM163 250V249H162ZM180 250V249H179ZM178 250V251H179ZM186 250V249H185ZM223 250V249H222ZM221 250V251H222ZM244 250V252H245V249H243ZM243 250H242V253H243ZM247 250V249H246ZM252 250H253V248H252ZM256 250V249H255ZM145 251V250H144ZM155 251V250H154ZM153 251V252H154ZM181 252H182V250H180ZM191 251V250H190ZM225 251V250H224ZM226 251H228V250H226ZM236 251V250H235ZM238 251V250H237ZM236 251V252H237ZM248 251V250H247ZM250 251V250H249ZM257 251V250H256ZM259 252H260V250H258ZM122 252H124V251H122ZM134 252V251H133ZM152 252V255L154 254ZM171 252H172V250H171ZM175 252V253H174ZM174 254H177V251L176 250H174ZM184 252H186V251H184V249H183V253ZM235 252V253H236ZM239 252V251H238ZM263 252V251H262ZM146 253H147V251H146ZM149 253V252H148ZM157 253H159V252H157ZM163 253V252H162ZM172 253V254H173ZM223 253V252H222ZM232 253H233V251H232ZM240 253H241V251H240ZM241 253V254H242ZM102 254V253H101ZM128 254V253H127ZM126 254V255H127ZM180 253H178V255H179ZM186 254H187V252H186ZM185 254V255H186ZM189 254V253H188ZM220 254V253H219ZM231 254V253H230ZM229 254V255H230ZM246 254V253H245ZM113 255V254H112ZM118 256L117 257H115V258H110V259H108L107 260V262H106V264H178L175 260H172V259H170V258H165V262L164 263H159L158 261L160 260V258H159V260L158 259H156V257H154L156 260H152V261H149L148 259H150L149 257H148V259L147 260H143V259H141L140 258V256H138L139 258H140V260H139V258H138V261L137 260H135V258H134V260H131L133 263H131L130 261H127V262H124V259H121V252L119 251L118 252V254H117ZM151 255V252H150V254H147V256H150ZM159 255H161V254H159ZM164 255V254H163ZM166 256L168 255V254H165ZM177 255V256H178ZM191 255V254H190ZM224 255V254H223ZM234 255H239V254H234ZM233 255V256H234ZM116 256V255H115ZM146 256V255H145ZM184 256V255H183ZM219 256V255H218ZM217 256V257H218ZM226 256V255H225ZM242 256V258H243V255H241ZM26 257V258H27ZM143 257H144V254H143ZM159 257V256H158ZM163 257H165V256H162L161 258H163ZM173 257H174V255H173ZM188 257V256H187ZM190 257V256H189ZM191 257H192V255H191ZM237 257V256H236ZM248 257V256H247ZM65 258V259H64ZM123 258H125V257H123ZM180 258V257H179ZM225 257H223V259H224ZM227 258H230L229 256L227 257ZM129 259V258H128ZM164 259V258H163ZM181 259V258H180ZM185 260H186V258H184ZM188 259V258H187ZM217 259H219V258H216V261L217 262H219ZM222 259V260H223ZM231 259V258H230ZM234 259V258H233ZM263 259V258H262ZM260 260V261H263L264 262V260ZM189 260V259H188ZM227 260H229V259H227ZM235 260V259H234ZM237 261L239 260V258L238 259H236ZM244 260V259H243ZM250 260V259H249ZM252 260V259H251ZM135 261H137V262H135ZM146 261H149V262H146ZM178 261V260H177ZM194 261V260H193ZM213 261V260H212ZM221 261V260H220ZM230 262H232L231 260H229ZM245 261H248V258H247V260L245 259ZM135 262V263H134ZM181 262H183V261H181ZM180 262V263H181ZM185 262V261H184ZM197 262H199V261H197ZM196 262V263H197ZM201 262V261H200ZM224 261H221V263L220 264H222ZM234 262V261H233ZM236 262V261H235ZM238 262H241V259L238 261ZM257 262V261H256ZM255 262V263H256ZM214 263V262H213ZM212 263V264H213ZM225 263V262H224ZM223 263V264H224ZM243 263V262H242ZM245 263V262H244ZM262 263V262H261ZM197 264H199V263H197ZM211 264V263H210ZM214 264H217V263H214ZM227 264H228V262H227ZM229 264H231V263H229ZM245 264H253L251 261H249V262H247V263H245Z\"/></svg>",
	"mask_w": 264,
	"mask_h": 264
},
{
	"label": "clouds",
	"instance_id": "9594fccd",
	"mask_svg": "<svg viewBox=\"0 0 264 264\" xmlns=\"http://www.w3.org/2000/svg\"><path fill=\"white\" fill-rule=\"evenodd\" d=\"M220 7H226V5H217V10H219ZM189 23H191V21H189ZM225 26H226V22H225ZM121 47H123V45H121Z\"/></svg>",
	"mask_w": 264,
	"mask_h": 264
}]
</instances>
